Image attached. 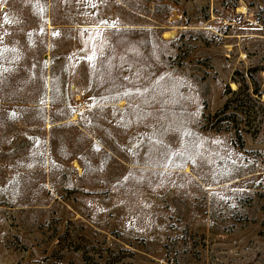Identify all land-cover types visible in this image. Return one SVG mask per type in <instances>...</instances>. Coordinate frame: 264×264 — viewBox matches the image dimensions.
Listing matches in <instances>:
<instances>
[{
    "label": "rangeland",
    "instance_id": "1",
    "mask_svg": "<svg viewBox=\"0 0 264 264\" xmlns=\"http://www.w3.org/2000/svg\"><path fill=\"white\" fill-rule=\"evenodd\" d=\"M255 66L264 0H0V264H264Z\"/></svg>",
    "mask_w": 264,
    "mask_h": 264
},
{
    "label": "trees",
    "instance_id": "2",
    "mask_svg": "<svg viewBox=\"0 0 264 264\" xmlns=\"http://www.w3.org/2000/svg\"><path fill=\"white\" fill-rule=\"evenodd\" d=\"M264 66H255L245 69L244 72L235 70L232 82L234 90L226 93V101L219 112L208 117L210 128L217 132H231L233 144L241 142L242 133L258 134L264 127V101H261L263 92L260 90V74ZM240 77V81L235 79Z\"/></svg>",
    "mask_w": 264,
    "mask_h": 264
},
{
    "label": "bare ground",
    "instance_id": "3",
    "mask_svg": "<svg viewBox=\"0 0 264 264\" xmlns=\"http://www.w3.org/2000/svg\"><path fill=\"white\" fill-rule=\"evenodd\" d=\"M171 35H172V33L165 32V33L163 34L162 38H163V39H167V38L170 37ZM231 86H232L233 89H235V88H234L235 86H234L233 83L231 84ZM123 104H124V102L122 101V102L120 103V105H123ZM75 118H76V116H74V119H75ZM184 172H185V173H186V172L189 173L188 168H186Z\"/></svg>",
    "mask_w": 264,
    "mask_h": 264
}]
</instances>
